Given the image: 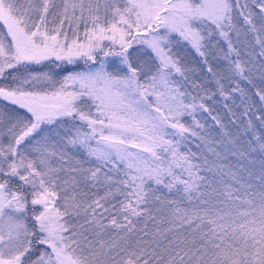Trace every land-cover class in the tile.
Segmentation results:
<instances>
[{
	"label": "snow or ice",
	"instance_id": "6c2138e0",
	"mask_svg": "<svg viewBox=\"0 0 264 264\" xmlns=\"http://www.w3.org/2000/svg\"><path fill=\"white\" fill-rule=\"evenodd\" d=\"M0 264H264V0H0Z\"/></svg>",
	"mask_w": 264,
	"mask_h": 264
}]
</instances>
